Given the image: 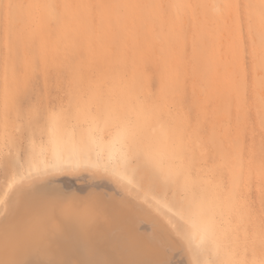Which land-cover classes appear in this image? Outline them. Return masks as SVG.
<instances>
[{
    "label": "rangeland",
    "instance_id": "rangeland-1",
    "mask_svg": "<svg viewBox=\"0 0 264 264\" xmlns=\"http://www.w3.org/2000/svg\"><path fill=\"white\" fill-rule=\"evenodd\" d=\"M262 37L264 0H0V214L9 182L51 169L54 155L106 164L116 150L123 185L187 241V218L216 227L200 264H264ZM94 199L100 213L82 230L98 240L124 208ZM27 202L0 224V258L3 241L50 223L36 251L60 264L52 238L68 220Z\"/></svg>",
    "mask_w": 264,
    "mask_h": 264
},
{
    "label": "bare ground",
    "instance_id": "bare-ground-1",
    "mask_svg": "<svg viewBox=\"0 0 264 264\" xmlns=\"http://www.w3.org/2000/svg\"><path fill=\"white\" fill-rule=\"evenodd\" d=\"M261 42L262 44L259 43L257 45V49H259V51L264 49L263 37L261 39ZM257 49L254 48L253 50L256 51ZM191 112H193V115H195V114L203 113L205 111L200 108H191L190 110H187V113H189L188 116L192 115ZM177 117L181 119L183 118L182 111H178ZM207 120L208 119L206 118L205 121L203 122H206ZM186 124H188L187 121H185V124L183 123V127H185ZM183 127L180 130V134H182ZM90 134L92 135V133ZM112 144L115 143L112 141L109 142V145L112 146ZM118 155L120 154H118L116 150L110 151L106 156L107 163L104 164L100 162L91 163V161L82 158L79 159L77 158L73 160L63 159L62 153H60L59 155L57 154L54 155L53 161L51 162V169H48L43 172H36L35 174L30 176H23L20 178L12 179L9 182L8 189L1 200V205L3 209H2V213L0 214V224L3 223L4 220H6L5 218L10 217L7 215L12 210L14 211L13 208L16 209L18 207L17 205L18 202L23 201V205L27 206V204H24V201H28L30 203L32 201L33 203L37 201V204L39 203V201H44L47 204L50 203L51 205L55 204L58 206L57 207L58 212L57 211L56 212L57 215L58 214L61 215L62 218V219L60 218L61 221L66 222V220H68L64 227H60L61 229L59 230L62 231L63 229V231L62 233L58 234V236L56 235L52 238L50 235L46 234V236L48 237L50 236L53 239L52 242H54L53 243L55 245L54 247L55 248L58 247V249L62 250L61 253L64 252L63 254H65V258L60 262V264H77V261L79 262L78 264H124L126 262L125 259H128L127 264H133V263L200 264L197 259V249L201 251L206 244L209 243V245H207L208 247L210 246L211 243L213 244V240H215L214 236L216 234V227L213 225V223L210 222V226H209L205 223V219L201 220L199 219V217H196V219L198 220H195L193 216L192 219H188V218L185 219L188 225L187 228L192 229L194 232L192 238L191 237L187 238L188 239L187 241L186 238L184 237V234L179 231L180 229L178 230V227L174 224L173 220L168 214L161 211L154 203L149 201L145 196L138 195L130 188L123 185L121 180L116 176L117 171L110 167V165L119 164ZM96 156L97 157L100 156L99 151L96 152ZM68 162H69L68 166L67 164H64ZM54 164L63 165L65 170L59 172L52 171V165ZM61 179H63V181ZM88 198H91V200L92 198L100 199L101 200L100 202L103 203L104 205L111 206V207L107 206L108 209L112 208V205L113 204L115 205V203L117 202H118L117 205L120 204L119 209L122 206H123L122 208H124L121 209L124 210L123 212L124 215L123 213H121L122 216L124 217H122V219L120 218L117 224L115 225L112 224V226L109 228L106 227L108 229V231H106L107 233L104 234L98 240L93 239L95 235L94 236L91 235V237L88 238L86 237L87 239H85V236L87 235L84 234V232L86 230L83 232L85 226L89 224L90 227L91 223L97 219L100 213L98 208H96V206H94L93 204H89V203L85 204ZM93 201H95V199ZM44 202H41V205L38 206H43V205L45 206L46 204H44ZM75 202H77V204ZM14 205L15 206L17 205V207H14ZM33 206L34 208H36L35 205ZM98 206H100V204ZM22 207L24 206L21 205V208ZM38 208L41 209L42 207H38ZM38 208H36L37 211ZM53 208L55 207L53 206ZM115 208L116 205L114 209ZM36 209H34V211ZM45 209L42 210L45 211ZM52 210L53 209H51V211ZM54 210L53 213L55 212ZM43 211L42 213H44ZM108 212L110 213V211H107V213ZM11 215L13 214L11 213ZM57 215L55 217L56 219L59 218L57 217ZM108 215L110 216V214ZM113 217L115 216L113 215ZM16 219H12V220H16ZM114 220L116 219H113V223ZM13 223L15 224L16 222ZM95 223H93V225ZM54 225L56 226L55 223ZM83 225H85L84 228L82 227ZM55 226L53 228H55ZM46 227L44 228L46 229ZM44 228H42L41 226L39 227L36 226L35 228L30 227L27 230V232H29V235L27 236L25 235V237L23 236L20 238L12 237V236H11L12 238H10L9 236L12 235V233L10 234L9 232L8 234L10 235L7 236V238L9 237V239L5 240V242L2 240L3 257L2 259L0 258L2 261L1 263L2 264H56L54 261L49 259V256L48 257L45 256L47 254L41 255L42 253L36 251L39 250L37 247L39 246V244H41L40 241L43 238L42 234L43 231L45 230ZM103 230L101 231L100 235L104 232ZM0 232L1 234H4L2 233L1 230ZM97 233L98 232H96V234ZM225 241L226 240H224V242ZM212 244L210 247L214 246ZM229 245H231V243ZM221 246L225 248L224 244ZM226 246L227 249L229 246L228 244H226ZM235 247L237 246L234 245L232 247L233 250L235 249ZM191 248H193V250H191ZM232 248L231 247L229 248V250L231 249V253H229L228 251L229 254L228 257L234 255V253H232ZM239 249L240 248H238V250ZM238 250L236 251L235 249V252L236 253L240 252L242 248L239 251ZM151 252L154 253L158 259L156 257H153L154 255L151 254ZM129 255H131L132 257L125 258L126 256ZM235 256L236 255H234L233 257ZM228 259L230 260V258ZM234 259L231 258L230 264H232L231 262H233ZM240 259L241 258L237 260L240 262ZM234 262L233 264L236 263ZM239 262L236 264H239Z\"/></svg>",
    "mask_w": 264,
    "mask_h": 264
},
{
    "label": "snow or ice",
    "instance_id": "snow-or-ice-1",
    "mask_svg": "<svg viewBox=\"0 0 264 264\" xmlns=\"http://www.w3.org/2000/svg\"><path fill=\"white\" fill-rule=\"evenodd\" d=\"M12 7H13L12 4H9V5H8V8H9V9H11ZM19 143L23 146V145H24V140H20ZM14 163H15V165H16L17 167H19L21 161L17 160V161H15ZM77 166H78V165H77ZM64 170H65V168H64L63 165H60V164H54V165H52V171H54V172H59V171H64ZM65 199H67V198H65Z\"/></svg>",
    "mask_w": 264,
    "mask_h": 264
}]
</instances>
